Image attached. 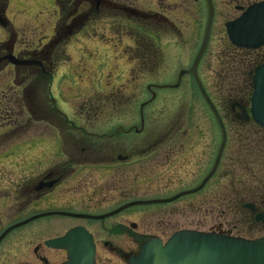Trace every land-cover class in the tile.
Returning a JSON list of instances; mask_svg holds the SVG:
<instances>
[{"label": "flooded vegetation", "instance_id": "af4514ba", "mask_svg": "<svg viewBox=\"0 0 264 264\" xmlns=\"http://www.w3.org/2000/svg\"><path fill=\"white\" fill-rule=\"evenodd\" d=\"M140 1L55 0L57 20L52 34L46 43L33 47L29 44L28 38L17 44V38L22 39L31 34L33 30L22 31L18 34L16 30L19 29H15L5 16L8 0H0V27L4 30V36L2 41H0V58L11 54L20 61L29 62V64L22 65H15L7 60L0 62V72L11 68L15 79L19 78L21 80L19 83H14L16 86L12 91H10L9 87L5 90L0 85V236L14 224L31 218L24 224L12 227L0 239V264H53L56 260V251H62L64 259L57 263L60 264L65 260L66 252L49 247L46 245V241L56 239L78 225L71 226L72 228L70 227L58 235L54 219L58 217L70 220L81 219L100 222L103 225L106 219L116 216L120 218L123 213H128L133 208L166 205L170 202L132 205L104 219H92L86 216L104 215L128 203L137 201L168 199L182 191L198 186L212 170L217 160L219 149V147L217 148L218 124L206 105L215 122L210 125L209 131H206L204 138L213 141L214 146L210 152V161L205 165L206 168L202 169L203 163L207 160V154L203 155L200 144L195 157L197 169L202 170L200 175L206 169L207 171L202 177L199 176L201 178L194 187L183 189L166 197H149L148 195L149 191L144 185L152 183L154 175L156 176L161 170L169 166L170 151L174 150L171 153L172 156L175 154V149H178L179 153H184L187 134L190 133L188 129H147L146 116L149 111L154 110L152 104L157 100L156 94L163 90H170V85L148 83L142 95L149 94L150 96L140 101L138 106H136L137 98L135 96L138 93L136 90L140 89L138 83L134 81L106 83L98 99L88 100L90 102L96 101L97 107L91 109L90 112L96 111L100 118L99 123L103 126V130L98 131L97 138L100 143L97 149L91 145L84 144L68 145V140L70 143L75 141L71 138L75 137L74 133L68 130L63 132L57 125L59 119L60 123H63L65 127H74V122L72 119L73 106L70 113L63 115L55 107L57 106L55 98L50 96L51 81L57 68L56 53H58L57 50L53 49V38L57 35V37L67 43L71 38L80 34V31L84 29V26L92 18H98L99 21L106 25L122 21L121 24L129 23L133 26L141 20L146 23L151 21L153 24L171 26L169 23L172 22L165 14L166 10L171 9L167 5L166 7L164 6L165 0H143L144 2L147 1L148 4V9L144 10L136 7L137 4H140ZM176 1L178 3L179 26L186 27L190 32L189 36L195 38L198 37L203 25L204 36L209 19V7L211 6L212 19L208 43L214 30L221 32L224 38L228 40L226 25L237 21L253 8L258 9V17H264V0ZM40 13H42L41 10L35 9H29L28 12L31 19H35ZM60 22H62V25L57 32V26ZM155 36L158 37L159 33L155 34ZM225 46L234 50L231 44L227 43ZM206 50L207 48L205 52ZM60 52L62 55H66L64 46ZM242 52L244 58L243 69L245 71L243 86L247 93L240 102L249 111L250 90L253 86L252 76L257 67L264 66V40L258 48H242ZM143 53L147 54L144 55L145 57L150 55L147 51ZM31 76L34 77V80L28 81ZM39 80L47 82L45 89L48 99L47 105L52 112L57 114L56 120L50 123L53 126L52 132H47L45 135L33 134L23 138H11V134L26 131L25 129L31 126L29 119L48 121L47 119L51 118L49 114L32 112V110L36 111V107H34L35 102L38 101V83L36 84V81ZM1 84L4 85V83ZM199 94L201 95L200 92ZM13 104L23 105L29 114L11 113ZM79 107L83 112L84 110L88 112L90 109L87 107L86 101ZM237 111L238 109L235 108L233 113L236 114ZM149 114H152V112ZM25 116L27 120L24 119ZM122 118L134 119V123L126 125ZM247 123L253 124L252 119L249 118L245 124ZM56 130L61 135H58ZM175 134H177L178 138L175 137ZM84 135L87 134L85 133ZM201 138L202 134H200ZM96 150L98 151L95 152ZM256 150L257 153H252L248 156V160H252V163L257 161L258 170L253 175L259 183V189L258 193L247 194L244 199L242 206L246 212V217L243 226L247 232L254 231L257 235L255 238H261L264 237V137L261 140V145ZM224 151L225 148L216 170L211 174L205 186L198 191H203L207 185L211 187L210 204L213 206L212 213H217L218 210V169L222 163ZM92 153H97V155L93 156ZM93 169L102 173L103 184L100 185L99 189L87 188V190L91 191V196L98 193L100 195L99 201L105 199L121 201L127 198H135L136 196L148 198L132 199L103 213L74 212L72 208L74 175L76 172ZM256 173L257 175H255ZM141 186L145 187V189L141 190L139 194L137 188ZM91 196L90 198H92ZM126 221V223H122L119 220L110 229V232L113 231L112 233L119 235V237L124 236L129 244L127 246L128 251L123 254L126 264H128L129 256L135 255L147 238L155 237L165 241L170 236L163 239L158 237L156 233L150 232L151 229L159 228V225L154 222L141 220L136 222L131 220L130 217H127ZM79 227L86 228L83 225ZM214 232L225 233L218 230ZM91 235L95 244L94 264H99L97 237L93 233ZM249 237L245 236L243 238L251 239ZM116 243L118 242L103 241L104 247H107V249L117 255L121 252V248Z\"/></svg>", "mask_w": 264, "mask_h": 264}, {"label": "rangeland", "instance_id": "374dc122", "mask_svg": "<svg viewBox=\"0 0 264 264\" xmlns=\"http://www.w3.org/2000/svg\"><path fill=\"white\" fill-rule=\"evenodd\" d=\"M163 4L171 9L165 12L172 22L169 23L171 26L161 24L155 26V23L148 21V24H152L157 29V33H159V36L155 38L157 41L154 51H147L150 55L155 56L154 61L150 58L147 59V62L142 60L145 58L144 55L146 53L136 47L137 45L135 46L133 34L130 31L132 30V24H121L122 21H120L106 25L99 21L98 18H92L84 26V29L80 31V34L67 41L66 45H64L67 56H63L61 52L56 53L57 68L51 81L50 96L55 98L57 103L55 107L63 115L70 113L73 106L72 119L74 127H65L63 123H60V119L57 123L59 129L63 130V132L68 130L74 133L75 137L71 138L75 141L70 143L68 140V145L84 144L91 145L95 149L98 148L100 143L97 138L98 131L103 130V126L99 123L100 118L96 111L90 112L91 109L97 107L96 101L90 102L88 100L98 99L106 83H122L125 81L138 83L140 89L136 90L138 93L135 96L137 98L135 104L138 106L140 101L150 96L149 94L142 95L148 83L175 85L179 70H188L190 68L203 37L204 25L201 27L197 38L189 36V30L186 27L179 26L177 1L165 0ZM147 5V1L141 0L136 7L144 10L148 9ZM29 9L41 10L42 13L37 15L35 19H31L28 14ZM56 13L55 0H8V6L5 9V16L15 29H19L16 30L18 34L22 31L33 30L28 36L22 39L17 38V44L28 38L29 44L33 47L46 43L51 36L57 20ZM3 36L4 30L0 27V41H2ZM39 38H41L40 41H38ZM210 39L207 50L198 64L197 74L209 98L219 112L227 133L226 147L222 163L218 169L217 199L219 201V198L228 193L231 180L239 181L241 179V181L245 182L249 180V176L241 171V163L237 161L246 159L248 161L247 167H249L250 171L255 172L258 170V166L250 164L253 161L247 160L249 159L246 156L247 154H243L240 148L238 149L240 144V142H237L238 135L244 129L253 128V131L258 132L253 135V140L260 143V140L264 137V129L249 123L244 128L243 124L235 118V114L230 110L232 102L226 105L225 97L227 95H225V91L222 92L227 89V85L229 87L232 85L234 90L232 92L233 101L242 99H236V96H242L243 94L241 89L243 83L240 84L238 81V78H240L238 73H242L244 62L242 48L235 49L236 47L232 45L234 51L231 48L224 47V45H227V43L230 45V43L221 32H216V30L213 31ZM129 49H134L132 52L134 63L128 57ZM132 67L134 72L133 70L131 71ZM242 75H244V72ZM31 79L34 80V77L31 76L28 81ZM20 81L19 78L15 79L11 68L0 72V85L5 90L9 87L10 91H12L15 89V84ZM1 83H4V85ZM36 84L38 87V101L35 102L34 106L36 111L32 110V112L49 114L51 118L47 119L48 121L29 119L31 126L25 129L26 131L11 134V138H23L33 134L45 135L47 132H52L53 126L50 123L56 120L57 114L52 112L47 105L48 99L45 90L47 82L39 80L36 81ZM178 86L177 89L171 88L156 94L157 100L152 104L154 110L149 111L146 116L147 129H188L190 133L187 134L184 153H179L178 149H175V154L172 156L171 153L174 150L170 151L169 166L160 172L157 171L159 173L156 176L154 175L153 182L144 185L149 191V197H166L197 185L200 178L207 171L206 169L200 175L202 170H198L196 167L195 156L199 150L198 146L200 144L203 155L207 154V160L203 163L202 169L210 161V152L214 146L213 141L204 138V135L215 121L205 101L199 94L192 77L189 74L183 75ZM85 101L87 107L90 108L88 112L86 110L83 112L79 107ZM224 102L225 104H223ZM150 112L152 114H149ZM11 113L29 114L27 109L23 105L19 106V104H13ZM24 119H26V116ZM122 119L126 125L134 123V119ZM56 131L58 135H61L58 130ZM85 133L89 136L84 135ZM200 134H202L201 139ZM176 135L175 137L178 138ZM217 136L218 148L221 138L219 127H217ZM65 140L67 141V139ZM92 155L95 156L97 153H92ZM104 172L107 173L105 170ZM226 173H229V175L226 176ZM232 173L236 176L234 179L231 178ZM167 182L168 184H166ZM72 184V208L77 213L79 211L103 213L129 200L148 198L136 196L135 198H127L121 201H110L109 199L99 201L100 195L98 193L91 196V191L87 190V188L99 189L100 185L103 184L102 173L96 169L76 172ZM145 187L137 188L139 194ZM237 187L238 191L244 193L246 186L240 185ZM210 188L207 185L201 192L186 195L166 205L133 208L128 213H123L120 218L116 216L106 219L103 225L96 221L70 220L58 217L54 219L57 233L59 235L71 226H86L87 230L97 237L99 264H126L123 254L128 251L127 246L129 244L124 236L119 237V235L112 233L113 231L110 232V229L119 220L122 223H126L127 217L136 222L138 220L149 221L159 225V228L151 229L150 232L156 233L158 237L163 239L180 229L204 232L218 230L227 233L229 236H250L249 238L251 239L257 237L254 231L247 232L243 226L246 217L243 206H237L235 210L232 209L230 211L229 209L221 208L217 201V213H212L213 206L210 204ZM103 241H112V243L117 241L116 245H120L121 252L116 255V253L104 247ZM56 252V260L53 264H57L64 259L62 251Z\"/></svg>", "mask_w": 264, "mask_h": 264}, {"label": "water", "instance_id": "95a60500", "mask_svg": "<svg viewBox=\"0 0 264 264\" xmlns=\"http://www.w3.org/2000/svg\"><path fill=\"white\" fill-rule=\"evenodd\" d=\"M209 19L200 48L195 55L188 70H179L177 87L181 77L191 74L197 89L211 110L221 131V142L219 145L217 160L206 178L194 189L183 191L171 198L164 200L137 201L100 216H86L92 219H104L112 216L118 211L132 205L154 204L171 202L177 198L195 193L201 190L211 174L216 170L226 142V131L221 117L211 102L197 76V66L208 43L210 25L212 19V8L209 7ZM228 38L237 47L256 49L264 40V17H258V9L253 8L237 21L226 25ZM7 60L15 65L29 64L20 61L11 54L0 58V62ZM253 91L250 99V115L253 121L264 127V66L257 67L252 77ZM237 105L233 104L232 108ZM239 106V105H238ZM240 114L236 118L241 121L248 119L246 110L239 106ZM31 219V218H30ZM30 219L14 224L0 236V239L12 227H17L28 222ZM123 229V227H121ZM46 245L64 249L66 260L61 264H93L95 247L91 234L83 227H74L63 236L49 240ZM128 264H264V237L247 240L218 233L200 232L193 230H181L172 234L167 242L162 245L159 240L152 237L147 238L139 252L135 256H129Z\"/></svg>", "mask_w": 264, "mask_h": 264}, {"label": "trees", "instance_id": "16d2710c", "mask_svg": "<svg viewBox=\"0 0 264 264\" xmlns=\"http://www.w3.org/2000/svg\"><path fill=\"white\" fill-rule=\"evenodd\" d=\"M61 25H62V22H60L58 24L57 32L60 30ZM156 25L157 24H155V26ZM131 28H132V30H130V31H132L135 46L137 45L136 47H139L143 51H152V50L154 51V49L156 48L154 46H155V43L157 41L155 39L156 38L155 34H157V29L152 24H148L145 21H141V20L138 21L136 24H134ZM64 45H66L65 40L60 39L59 37H57V35L53 38L52 46H53L54 50H57L58 52H60ZM133 50L134 49H129V56L128 57L131 58L133 60L131 62L134 63L135 62L134 56L132 55ZM63 56H66V55H63ZM154 57H155L154 55H150L149 57H145L142 60H146V62H147V59L150 58L152 61H154L153 60ZM152 64H153V62H152ZM132 69H133V67H132ZM243 72L245 75V71H243V69H242V73ZM242 73H238V76L240 75V78H238V81L240 84H242L244 81V75H242ZM232 88H233L232 85L230 87L227 85V89L222 91V92L225 91V95H227V97H225L226 105L230 104V102H232V103L235 102V101H233L234 98L232 96V92L234 90ZM241 89L243 90L242 96H236L237 98L235 97L238 100L243 98L245 96V94L247 93L244 86H242ZM223 104H225V102ZM246 125L247 124H243L242 126L245 128ZM252 129H250V128L244 129L238 135V141L237 142H240L238 149L240 148V150L242 151L243 154H247L246 156H250L252 153L253 154L257 153L256 148L261 145V140H260V143L259 142L257 143L253 140L254 139L253 135H255L258 132H255ZM241 137H242V139H240ZM249 161H252V160H249ZM237 162L241 163V171L245 175L249 176V180L246 182L241 181V179H239V181L231 180V184L228 183L230 185L229 191L225 196L219 198L218 203H219V206L221 208L229 209L230 211L232 209L235 210V208L237 206L241 207L243 202H244V199L247 196V194H256V193H258V189H259V183H258L257 179L254 178V175H253L254 172L250 171L249 167H247L248 161H246V159H244V160H240ZM250 164L256 165V166L258 165L257 161L255 163H250ZM255 172H257V171H255ZM232 174H233V176H232ZM232 174H231V178L234 179L236 176L234 173H232ZM228 175H229V173H226V176H228ZM240 178H241V176H240ZM240 185L246 186L244 188V190H245L244 193H242V191H238L237 186H240Z\"/></svg>", "mask_w": 264, "mask_h": 264}]
</instances>
